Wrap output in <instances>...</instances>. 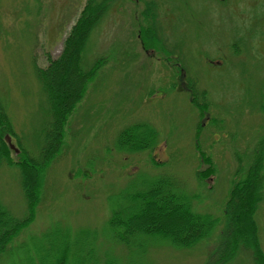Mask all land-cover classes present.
I'll return each mask as SVG.
<instances>
[{
	"label": "rangeland",
	"instance_id": "1",
	"mask_svg": "<svg viewBox=\"0 0 264 264\" xmlns=\"http://www.w3.org/2000/svg\"><path fill=\"white\" fill-rule=\"evenodd\" d=\"M102 1L0 0V106L13 144L34 161L43 160L52 122L38 69L59 59L84 11ZM106 3L84 53L85 69L100 58L104 64L66 122L60 149L45 165L33 222L0 255V264L36 258L35 247L56 229L73 238L96 233L102 262L209 264L217 259L226 229L230 192L258 155L264 173V0ZM148 32L154 34L152 47ZM72 71L59 76L64 90L76 85ZM191 87L200 103L205 93L206 108L194 103ZM138 124L155 130L156 146L119 151L122 132ZM202 152L213 162V175ZM9 158L20 162L22 156L12 152ZM21 173L0 161V204L17 219L28 214ZM159 178L173 179L178 191L190 196L194 212L219 223L194 248L155 242L141 259L108 236V221L122 206L121 193L137 192ZM256 221L264 253V196ZM254 263L243 253L227 264Z\"/></svg>",
	"mask_w": 264,
	"mask_h": 264
},
{
	"label": "trees",
	"instance_id": "2",
	"mask_svg": "<svg viewBox=\"0 0 264 264\" xmlns=\"http://www.w3.org/2000/svg\"><path fill=\"white\" fill-rule=\"evenodd\" d=\"M106 1L89 5L74 27L59 59L47 70L38 69V76L45 86L52 113V122L42 149V162L30 159L23 151L20 162H14L9 158L12 151L4 138L12 131L6 120L5 111L0 106V161L5 160L9 166L21 170L28 213L26 218L17 219L0 204V255L8 252L17 236L33 222L45 182V165L48 166L47 163L60 149L65 136L66 122L82 100L87 86L104 64V59L100 58L90 68L85 69L84 53L92 30L101 21L107 9ZM147 36L148 47H152L150 39L154 38V34L148 32ZM70 67L73 69L71 76L75 77L77 82L76 85L68 86L64 90L60 85L59 76L62 72L67 73ZM191 91L194 103L202 109L206 108L208 103L205 93L203 103H200L197 100L198 92L192 87ZM156 137L157 133L151 126L138 124L122 132L118 149L127 153L152 150L156 146ZM201 155L203 161L209 165L208 171L213 175L215 168L212 160L203 152ZM262 161V156L258 155L245 176L230 192L225 207L226 229L216 253L217 259L209 264H227L243 253L249 255L254 264H264V253L260 248L256 221L257 211L264 196ZM202 174L205 175L206 172ZM136 191L128 190L121 193L119 199L123 201L122 206L112 211L107 231L113 241L127 247L132 254L139 257L146 255L147 250L155 242L170 243L178 249L194 248L209 238L219 223V220L211 215L194 212L190 196L178 191L173 179L159 178ZM158 209L161 211L159 217L155 215ZM170 210L172 215L168 216ZM75 238L64 229H56L45 235L35 247L36 258L25 255L22 260L12 264L119 263L111 258L104 262L100 260L96 252L98 240L96 233L80 232ZM142 263L141 260H135L129 264Z\"/></svg>",
	"mask_w": 264,
	"mask_h": 264
},
{
	"label": "water",
	"instance_id": "3",
	"mask_svg": "<svg viewBox=\"0 0 264 264\" xmlns=\"http://www.w3.org/2000/svg\"><path fill=\"white\" fill-rule=\"evenodd\" d=\"M6 140L8 142V144L10 145V148L15 150L16 153H18V150L16 149V147L14 145H12V141H11V138L9 136L6 137Z\"/></svg>",
	"mask_w": 264,
	"mask_h": 264
}]
</instances>
